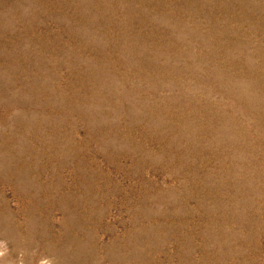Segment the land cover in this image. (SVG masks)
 Returning <instances> with one entry per match:
<instances>
[{
  "label": "rangeland",
  "instance_id": "374dc122",
  "mask_svg": "<svg viewBox=\"0 0 264 264\" xmlns=\"http://www.w3.org/2000/svg\"><path fill=\"white\" fill-rule=\"evenodd\" d=\"M0 264H264V0H0Z\"/></svg>",
  "mask_w": 264,
  "mask_h": 264
}]
</instances>
